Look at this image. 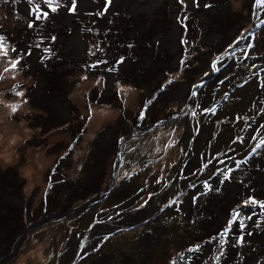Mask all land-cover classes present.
Here are the masks:
<instances>
[{
  "label": "rangeland",
  "instance_id": "rangeland-1",
  "mask_svg": "<svg viewBox=\"0 0 264 264\" xmlns=\"http://www.w3.org/2000/svg\"><path fill=\"white\" fill-rule=\"evenodd\" d=\"M71 2L0 0V264H264V0Z\"/></svg>",
  "mask_w": 264,
  "mask_h": 264
},
{
  "label": "bare ground",
  "instance_id": "bare-ground-1",
  "mask_svg": "<svg viewBox=\"0 0 264 264\" xmlns=\"http://www.w3.org/2000/svg\"><path fill=\"white\" fill-rule=\"evenodd\" d=\"M113 1L115 2V4H117L118 7H124V8L126 7V8H128L129 10H131L132 12H134L136 14H139V12H145V13L149 14L150 11H148V10L149 9L150 10L155 9V6H158L161 0H148L147 3H142V2H140V0H137V2H134V0H113ZM191 1L195 2L196 0H191ZM197 1H200L199 3L202 4V5H206V0H197ZM253 1H255V0H249L250 5H253ZM24 3H25V7L26 6L27 7L30 6V5L26 4L27 1H25ZM70 3H72L71 0H70ZM103 5H104V2H103ZM221 5H223V4H221ZM29 9H31V8L29 7ZM67 13H69V12L67 11V12H65L63 14L68 15ZM202 13L204 15H206V17L210 18L213 21L214 26L212 28L211 34L215 33L216 30H217V27L219 25V23H218V21L216 19V15L219 13L218 10H215V9H211V10L202 9ZM35 14H38V13H35ZM62 19H63V22H66V21L68 22L69 17L68 16L67 17H62ZM146 22H148V23H146ZM149 23H150V20L147 17L145 22L142 21V20H138V23L136 24V27H138L141 30V29H143V27L145 25H147ZM70 25L73 26V33H76L74 20L71 21ZM152 34H154V33H152ZM152 34H151V38H152L153 42H157V43L159 42L163 46L171 47V44H170L169 40H170L171 37H173V35H175V31L174 30L171 31L169 35H164V34H162V35L161 34L152 35ZM209 40L211 41V38H209ZM63 50H65V49H63ZM172 51H173L174 54H176V47L175 46L172 47ZM36 60L38 61V59H36ZM145 61L146 62L148 61V65L150 66V70L152 72L158 74V71H160V67L163 64L165 65L167 60H165V58L163 56L159 57L158 59H155L154 56H153V50H152V51L147 53L142 58L141 62L144 63ZM133 62L134 61H132V62L129 61V63L131 65L134 64ZM169 63H173V60H171V62H169ZM39 65L43 66V61L42 60H39ZM136 66H137V64H136ZM128 67L130 68L129 70H133V69H131L130 66H128ZM178 91H179L178 89H174L173 90V92L175 94L178 93ZM173 92H170V94H172ZM8 198H6V200L3 201V203H2V205L0 207V211H3L2 214L9 213V210L12 208V206L9 205V202H8L11 199H8ZM223 215H225V214L223 213ZM254 219H255V217L251 221V226H254V224H253L254 223ZM255 230H257V228H255ZM256 235H257V237H259L260 240H264V230H262V231L258 230ZM231 256H233V255H229L226 263L230 262L229 259H230Z\"/></svg>",
  "mask_w": 264,
  "mask_h": 264
},
{
  "label": "flooded vegetation",
  "instance_id": "flooded-vegetation-1",
  "mask_svg": "<svg viewBox=\"0 0 264 264\" xmlns=\"http://www.w3.org/2000/svg\"><path fill=\"white\" fill-rule=\"evenodd\" d=\"M47 51H49V50H47ZM147 53H149V51H147L146 53L144 52L143 53V55L141 56V57H139V58H137V59H134V58H132V57H123V58H115V59H108V58H106V60L105 61H97V64L99 65V66H107L108 64H112V62L114 61V62H116L117 60H121V59H125V60H127L128 59V61H134L133 63L134 64H137V66H141V65H144V63L143 62H141V60H142V58L147 54ZM130 71H133V70H130ZM113 78V77H112ZM115 78H113V80H114ZM110 80H111V82H113L112 81V79L110 78ZM111 84V83H110ZM164 94H165V91L163 92ZM191 95L193 94V92H191L190 93ZM16 191H18V193H19V195H20V189L19 188H17V190ZM18 196V195H17ZM17 198H19V200H21L22 201V198L21 197H17ZM21 198V199H20ZM56 212V211H55ZM58 212H62V211H58ZM3 229H4V232H3V234L0 236V243L1 242H7V241H10V240H13L12 242L13 243H16V242H18V241H20L21 242V240H17V239H14V237H15V234H16V229H14L10 224H6L5 226L3 225V227H2ZM10 229H13L14 231H15V233H14V235L12 236V237H9V235L7 234V233H9L10 232ZM0 230H2V229H0ZM5 235V236H4ZM8 244H10V242L9 243H6V245H8Z\"/></svg>",
  "mask_w": 264,
  "mask_h": 264
},
{
  "label": "trees",
  "instance_id": "trees-1",
  "mask_svg": "<svg viewBox=\"0 0 264 264\" xmlns=\"http://www.w3.org/2000/svg\"><path fill=\"white\" fill-rule=\"evenodd\" d=\"M226 78H223L222 80H221V82L219 83V85L218 86H216L215 88H214V91H218L219 90V88H221V86H220V84L225 80ZM221 93H223V92H221ZM226 97L227 96H225V99H226ZM221 99L222 100H224L223 99V96L221 97ZM254 152V151H253ZM252 152V153H253ZM200 161H202V159L200 160ZM200 194V192H198V193H196V194H194V198H195V200H197V197H198V195ZM199 204L198 205H200V204H202V202L199 200V202H198ZM196 204V203H195ZM203 208H205V205H204V203L202 204V207H200L199 208V210H201V211H203ZM181 213V214H180ZM170 214H172V215H170V217H168L167 216V219H168V221L171 223L172 222V220H173V216L174 215H182V214H184V212L179 208V209H176V210H173ZM183 217V216H182ZM186 220V219H185ZM184 220V221H185ZM193 221V220H192ZM185 222H187L188 224H191L190 222V220H186ZM165 225H166V223H165ZM195 226L197 225V227H200V225L199 224H194ZM173 229V228H172ZM201 229V228H200ZM170 231H167V233H169ZM14 233H15V231L13 230V229H10V232L9 233H7L8 235H9V237H12L13 235H14ZM5 236V235H4ZM159 242H160V240H159ZM158 244V243H157ZM156 245V244H155ZM147 258V257H146Z\"/></svg>",
  "mask_w": 264,
  "mask_h": 264
},
{
  "label": "water",
  "instance_id": "water-1",
  "mask_svg": "<svg viewBox=\"0 0 264 264\" xmlns=\"http://www.w3.org/2000/svg\"><path fill=\"white\" fill-rule=\"evenodd\" d=\"M120 156L118 155V158H119ZM59 213V212H58ZM63 215H64V213L63 212H61Z\"/></svg>",
  "mask_w": 264,
  "mask_h": 264
},
{
  "label": "snow or ice",
  "instance_id": "snow-or-ice-1",
  "mask_svg": "<svg viewBox=\"0 0 264 264\" xmlns=\"http://www.w3.org/2000/svg\"><path fill=\"white\" fill-rule=\"evenodd\" d=\"M262 143H264V141H262Z\"/></svg>",
  "mask_w": 264,
  "mask_h": 264
}]
</instances>
